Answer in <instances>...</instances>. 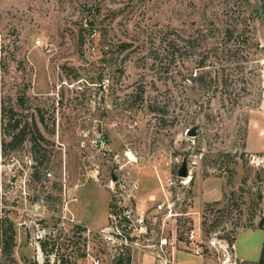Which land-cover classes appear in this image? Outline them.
Returning <instances> with one entry per match:
<instances>
[{
    "label": "rangeland",
    "instance_id": "rangeland-1",
    "mask_svg": "<svg viewBox=\"0 0 264 264\" xmlns=\"http://www.w3.org/2000/svg\"><path fill=\"white\" fill-rule=\"evenodd\" d=\"M250 2L260 16H250ZM261 5L262 0H0V234L11 223L15 230L12 250L0 242V264L126 260L130 251L100 232L109 224L114 199L147 211L153 239L162 227L184 233L200 224L204 230L205 217L211 223L222 213L226 217L216 227L222 235L235 223H252L238 228L235 245L246 264L256 262L264 248V229L258 227L264 213ZM96 15L103 32L81 46L80 28ZM230 15L246 20L260 43L257 50L248 43L237 59L219 44ZM166 27L176 29L174 37L187 31L210 38L193 49L181 48L179 36L181 51L170 61L158 51ZM205 50L208 65L198 67ZM197 72L210 84L193 80ZM4 103L15 107L18 118L28 114L32 122L35 114L44 135L38 145L26 139L3 152ZM185 159L189 175L180 177ZM179 254L197 264L193 254ZM135 260L161 264L148 252L132 254L130 264Z\"/></svg>",
    "mask_w": 264,
    "mask_h": 264
},
{
    "label": "trees",
    "instance_id": "trees-1",
    "mask_svg": "<svg viewBox=\"0 0 264 264\" xmlns=\"http://www.w3.org/2000/svg\"><path fill=\"white\" fill-rule=\"evenodd\" d=\"M250 6H252L251 2L249 3ZM262 9L264 8V0H262ZM98 7V6H97ZM253 10L251 13V17L254 16H260L261 9L252 6ZM96 9V7H95ZM98 11V9H97ZM96 14V12H95ZM90 17V16H89ZM86 18V26L84 27L83 25L80 28V33L78 35V42L79 44L84 45L86 42L91 40L90 38H94L98 31L103 32L102 29L98 30V25H97V15L96 17L94 16L93 18ZM244 16V20H245ZM230 20L229 22L222 23V28L220 29V33L222 34V40L219 41V44L223 46L226 50H230L231 53L233 54V58L237 59L240 58V56H243L244 48H246V45L249 43V47L253 45L256 50L260 47V43L255 39V36L253 32L248 29L250 26L246 24L245 21H241V16H234L230 15ZM250 30V33L248 31ZM176 29L173 30L170 27H166V29H161L160 30V35L158 38L159 41V52H163V55L167 57L170 61L175 59V56L177 52L181 51V48H197L200 46V42L204 41L207 42V38H210L208 34L203 35L200 33L199 35L195 36L193 33H180L177 32V37H174L173 33L175 34ZM187 34V36L185 35ZM201 35V38H200ZM213 36H216V34H211ZM181 36V40L184 41V45L179 49L176 43V40ZM203 36V37H202ZM202 45V44H201ZM212 48V47H211ZM218 47L215 48V53H218ZM210 52H212L209 49ZM206 50L201 53L200 58L198 59V67H203L207 66L206 61L210 58V52ZM213 51V52H214ZM256 52V51H251ZM159 54V53H158ZM242 54V55H241ZM250 54V51L247 53ZM192 79L196 81H200L202 86H207L210 84L212 79H208L207 75L204 73H199L197 72L194 76L193 73H191ZM225 85L229 86L228 83L225 81ZM21 106H24V103L22 101ZM18 113L13 105L10 104H2L1 106V124H2V129L3 133L6 134L3 136L1 142H2V150L3 152H7L8 149H11L15 147L16 145L24 142L26 139H30L33 141V144L38 145V141L40 139L44 138L43 132L38 124V121L36 119L35 114L31 113L30 118H32V122L29 120V115L26 114V118H18L17 117ZM24 122V124H22ZM13 133V135H12ZM7 134L11 136V140L7 139ZM260 197H262V193H259ZM222 201L218 200L213 203H208L209 206H216L218 204H221ZM111 205L113 203L111 202ZM110 205V207H111ZM211 212L214 211V209L211 207L209 209ZM226 213L218 214L215 215L211 223H208L206 217L203 221V227L205 232H207V235L210 234V232L213 231H218L216 227L221 225V222H223ZM242 227H252L251 225L246 224V225H241L240 223H235L234 227L232 230H230L228 233L223 234L222 236L226 237L228 240L231 242L236 241V236L238 233V228ZM258 227L264 229V213L262 214L259 222H258ZM2 238L0 237V242H3V246L5 250H12V248L15 245V230L14 227L12 226V223L9 225V227L3 232V234H0ZM43 248L45 249V244H43ZM126 260L123 257H120L116 264H130L131 262V256L127 253L126 255ZM84 264V263H83ZM246 264V263H245ZM253 264H264V248L261 253V256L259 259L254 262Z\"/></svg>",
    "mask_w": 264,
    "mask_h": 264
},
{
    "label": "built area",
    "instance_id": "built-area-1",
    "mask_svg": "<svg viewBox=\"0 0 264 264\" xmlns=\"http://www.w3.org/2000/svg\"><path fill=\"white\" fill-rule=\"evenodd\" d=\"M146 212L145 209L139 210L134 205L114 199L109 211V224L100 232L123 251L129 250L130 256L137 252H148L161 264H177L176 252L180 247L195 256L208 257L214 264H245L246 261L236 253L235 242L222 236L219 231L206 235L200 224L184 233H167L162 227L156 238H150L154 230L148 225ZM85 264H101V258L91 257L90 262Z\"/></svg>",
    "mask_w": 264,
    "mask_h": 264
},
{
    "label": "crops",
    "instance_id": "crops-1",
    "mask_svg": "<svg viewBox=\"0 0 264 264\" xmlns=\"http://www.w3.org/2000/svg\"><path fill=\"white\" fill-rule=\"evenodd\" d=\"M76 215V214H75ZM89 228V227H88ZM89 229H92V228H89ZM236 246V245H235ZM179 251H183V252H186V253H189V252H187L185 249H183L182 247H180V249L179 250H177V252H176V258H177V264H188L187 262H185L186 260L185 259H183V258H181V260L179 259V257H180V254H179ZM236 253H237V251H236ZM191 254V253H190ZM238 255V254H237ZM193 256H195V255H193ZM182 257V256H181ZM196 257V261H195V263H197V264H214L213 262H212V260L210 259V258H202V257H199V256H195ZM241 259H243V260H245L246 258H244V257H242ZM138 261H139V257H138ZM245 261H248V260H245ZM134 263L135 264H139V262H137V260H135L134 261Z\"/></svg>",
    "mask_w": 264,
    "mask_h": 264
},
{
    "label": "water",
    "instance_id": "water-1",
    "mask_svg": "<svg viewBox=\"0 0 264 264\" xmlns=\"http://www.w3.org/2000/svg\"><path fill=\"white\" fill-rule=\"evenodd\" d=\"M196 132H197L196 131V127H194V128H192V129H190L188 131V134L191 135V136H195L196 135ZM250 157H251V159H254V156L253 155H251ZM178 175L180 177H186V176L189 175V169H188L187 159H185L183 161L182 166L179 168ZM113 179L116 180L117 177L115 175H113Z\"/></svg>",
    "mask_w": 264,
    "mask_h": 264
}]
</instances>
